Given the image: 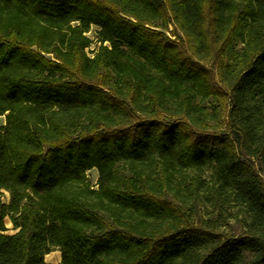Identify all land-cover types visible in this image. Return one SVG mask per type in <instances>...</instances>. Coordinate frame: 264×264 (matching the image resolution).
I'll return each mask as SVG.
<instances>
[{
    "label": "trees",
    "instance_id": "trees-1",
    "mask_svg": "<svg viewBox=\"0 0 264 264\" xmlns=\"http://www.w3.org/2000/svg\"><path fill=\"white\" fill-rule=\"evenodd\" d=\"M0 118V264H264V0H0Z\"/></svg>",
    "mask_w": 264,
    "mask_h": 264
},
{
    "label": "rangeland",
    "instance_id": "rangeland-1",
    "mask_svg": "<svg viewBox=\"0 0 264 264\" xmlns=\"http://www.w3.org/2000/svg\"><path fill=\"white\" fill-rule=\"evenodd\" d=\"M87 36L93 40V44L91 45L90 48L95 49L96 48V34H95V28H92V30L87 34ZM210 104V102H205L204 106H208ZM213 104V103H212ZM3 118H0V123H3ZM205 127V125H204ZM120 170H123L122 167H119ZM192 173V171L188 172L187 174H183L181 173V175L175 180L174 182V189H179L181 191V187H183L185 182L189 181V175ZM198 174H200V176H202V179H205V170L202 172H199ZM91 184L93 187L96 186V182H97V171L95 169L89 171L87 173ZM195 175V174H194ZM263 181H264V174L262 175ZM178 192V191H177ZM179 193V192H178ZM181 199V196H178ZM199 198L195 201H189V199H187L186 205L188 206V208L191 209L194 217L193 219L198 222V223H205V215H209V213L211 212V210H209V208H207L205 205V188L204 190H201L199 192ZM186 199V198H185ZM7 228H8V233L12 234L14 231L12 230V225L9 222V220H5ZM227 227V226H226ZM222 229H225V227H223ZM227 231H230L233 234H236L239 232V230L236 227H227L226 228ZM45 262L47 264H60V252L59 251H54L52 253H50L49 255H47L45 257Z\"/></svg>",
    "mask_w": 264,
    "mask_h": 264
},
{
    "label": "built area",
    "instance_id": "built-area-1",
    "mask_svg": "<svg viewBox=\"0 0 264 264\" xmlns=\"http://www.w3.org/2000/svg\"><path fill=\"white\" fill-rule=\"evenodd\" d=\"M94 49L93 48H89V49H87V53H88V55L90 56V57H92V51H93Z\"/></svg>",
    "mask_w": 264,
    "mask_h": 264
}]
</instances>
